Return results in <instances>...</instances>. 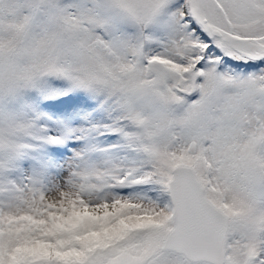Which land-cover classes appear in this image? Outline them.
I'll return each instance as SVG.
<instances>
[{
	"label": "snow or ice",
	"instance_id": "6c2138e0",
	"mask_svg": "<svg viewBox=\"0 0 264 264\" xmlns=\"http://www.w3.org/2000/svg\"><path fill=\"white\" fill-rule=\"evenodd\" d=\"M0 264H264V0H0Z\"/></svg>",
	"mask_w": 264,
	"mask_h": 264
}]
</instances>
